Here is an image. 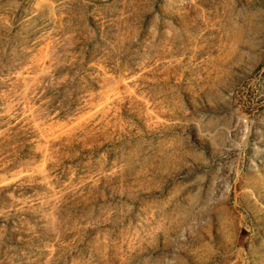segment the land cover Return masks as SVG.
Returning a JSON list of instances; mask_svg holds the SVG:
<instances>
[{
	"label": "rangeland",
	"instance_id": "1",
	"mask_svg": "<svg viewBox=\"0 0 264 264\" xmlns=\"http://www.w3.org/2000/svg\"><path fill=\"white\" fill-rule=\"evenodd\" d=\"M0 264H264V0H0Z\"/></svg>",
	"mask_w": 264,
	"mask_h": 264
}]
</instances>
